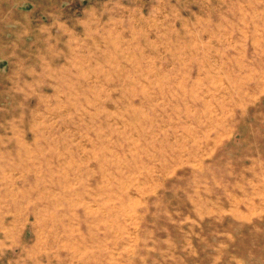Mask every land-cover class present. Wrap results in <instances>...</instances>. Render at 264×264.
Here are the masks:
<instances>
[{"label":"rangeland","instance_id":"1","mask_svg":"<svg viewBox=\"0 0 264 264\" xmlns=\"http://www.w3.org/2000/svg\"><path fill=\"white\" fill-rule=\"evenodd\" d=\"M0 264H264V0H0Z\"/></svg>","mask_w":264,"mask_h":264},{"label":"crops","instance_id":"2","mask_svg":"<svg viewBox=\"0 0 264 264\" xmlns=\"http://www.w3.org/2000/svg\"><path fill=\"white\" fill-rule=\"evenodd\" d=\"M0 221H2V220H0Z\"/></svg>","mask_w":264,"mask_h":264}]
</instances>
